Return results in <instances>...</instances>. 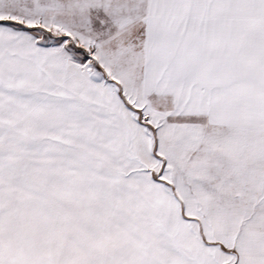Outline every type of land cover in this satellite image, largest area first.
I'll return each mask as SVG.
<instances>
[{"label":"snow or ice","instance_id":"1","mask_svg":"<svg viewBox=\"0 0 264 264\" xmlns=\"http://www.w3.org/2000/svg\"><path fill=\"white\" fill-rule=\"evenodd\" d=\"M0 264H264V0H0Z\"/></svg>","mask_w":264,"mask_h":264}]
</instances>
